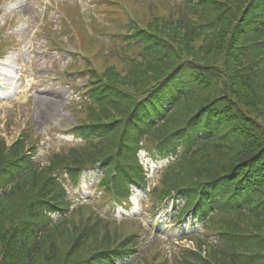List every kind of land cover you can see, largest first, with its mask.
I'll list each match as a JSON object with an SVG mask.
<instances>
[{
  "label": "trees",
  "instance_id": "1",
  "mask_svg": "<svg viewBox=\"0 0 264 264\" xmlns=\"http://www.w3.org/2000/svg\"><path fill=\"white\" fill-rule=\"evenodd\" d=\"M149 11L128 18L102 69L88 51L72 65L87 80L75 126L84 144L42 166L30 130L12 145L0 135V264H264V0ZM143 151L169 159L153 188ZM97 163L103 195L80 204L66 175L78 183ZM134 186L150 190L153 209L177 193L175 220L192 211L206 232L172 256L150 245L143 220L108 214Z\"/></svg>",
  "mask_w": 264,
  "mask_h": 264
},
{
  "label": "rangeland",
  "instance_id": "2",
  "mask_svg": "<svg viewBox=\"0 0 264 264\" xmlns=\"http://www.w3.org/2000/svg\"><path fill=\"white\" fill-rule=\"evenodd\" d=\"M174 1L0 0V41H3L0 48L7 49L0 54L11 50L4 59L0 58V135L11 145L25 128L31 129L34 138L40 139L36 153L40 161H45L49 153L63 144H73L74 141L68 140L70 137L65 131L71 130L82 118L79 115L82 103L77 95L85 87L86 81L79 71H72V65L84 63L88 58L84 55L88 51L93 52L89 58L91 64L102 69L109 60L107 48L119 40V32L127 30L128 18L147 21L151 15L149 4L152 11L157 12L162 10L163 2L172 4ZM63 14L68 20L63 21ZM2 34L5 37L1 38ZM89 39L98 45H89ZM103 44L104 49L99 50ZM75 52H80V57L71 61V55ZM144 161L146 169L150 171L148 180L153 186L160 176L159 163L152 162L149 166L150 159ZM95 176L92 175L91 179L95 180ZM83 184L82 189L73 193L76 200L85 201L95 195L90 191L86 179ZM145 195L138 189L134 193L131 210L119 206L116 212L110 210V214L118 219L137 216L150 223L152 215ZM105 202V199L101 200L102 204ZM163 212L156 214L157 218ZM161 224L151 225L158 231L154 230L155 233L166 232L165 235L174 238V242L170 238L156 239L169 256L181 249L179 244L192 246L193 241L188 236L197 229L202 227L201 232H206L203 222L193 228V232L189 230L183 233L177 231L174 224ZM153 239L150 237V245Z\"/></svg>",
  "mask_w": 264,
  "mask_h": 264
}]
</instances>
